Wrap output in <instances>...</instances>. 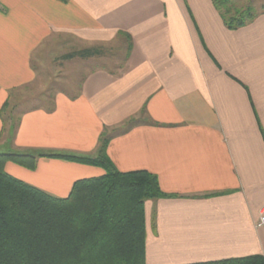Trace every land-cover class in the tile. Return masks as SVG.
<instances>
[{
    "label": "crops",
    "instance_id": "1",
    "mask_svg": "<svg viewBox=\"0 0 264 264\" xmlns=\"http://www.w3.org/2000/svg\"><path fill=\"white\" fill-rule=\"evenodd\" d=\"M213 4L0 0V112L31 86L33 55L53 37L91 48L131 36L122 73L92 72L75 97L58 94L51 109L26 111L14 140L0 138V152L94 156L106 132L119 171L146 170L178 196L145 204L146 264L264 256V13L229 30ZM3 125L0 113V137ZM37 161L34 171L12 162L5 170L57 198L105 174Z\"/></svg>",
    "mask_w": 264,
    "mask_h": 264
},
{
    "label": "trees",
    "instance_id": "2",
    "mask_svg": "<svg viewBox=\"0 0 264 264\" xmlns=\"http://www.w3.org/2000/svg\"><path fill=\"white\" fill-rule=\"evenodd\" d=\"M212 1L229 30L241 28L260 15L247 8L228 17L227 0ZM119 36L126 39L128 58L133 40L128 34ZM99 54L97 49H85L64 59ZM10 109L8 100L0 112L4 121L0 138L6 135L13 141L21 119L15 122ZM109 141L110 136L102 133L94 156L42 150L0 152V264H146L145 204L178 196L164 193L158 176L146 170L119 171L108 158ZM41 158L99 167L105 174L73 183L69 196L57 198L5 170L12 162L34 171ZM199 264H264V256Z\"/></svg>",
    "mask_w": 264,
    "mask_h": 264
},
{
    "label": "rangeland",
    "instance_id": "3",
    "mask_svg": "<svg viewBox=\"0 0 264 264\" xmlns=\"http://www.w3.org/2000/svg\"><path fill=\"white\" fill-rule=\"evenodd\" d=\"M224 6L228 9V17L237 16L238 11L247 8H251L255 15L264 13V0H227ZM127 47L126 39L121 36L111 44L91 48L72 37H53L33 55L31 63L35 80L31 86L13 93L10 99V110L15 122L26 111L51 109L53 98L58 94L75 97L79 93L80 84L92 72L104 70L114 74L122 73L127 63ZM85 49H97L100 54L87 59H64L69 54Z\"/></svg>",
    "mask_w": 264,
    "mask_h": 264
},
{
    "label": "built area",
    "instance_id": "4",
    "mask_svg": "<svg viewBox=\"0 0 264 264\" xmlns=\"http://www.w3.org/2000/svg\"><path fill=\"white\" fill-rule=\"evenodd\" d=\"M259 227H262V226H264V212L262 213V216H261V218H260V221H259V225H258Z\"/></svg>",
    "mask_w": 264,
    "mask_h": 264
}]
</instances>
